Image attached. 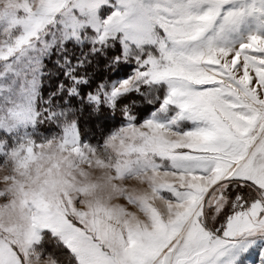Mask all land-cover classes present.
I'll return each instance as SVG.
<instances>
[{"label": "snow or ice", "instance_id": "snow-or-ice-1", "mask_svg": "<svg viewBox=\"0 0 264 264\" xmlns=\"http://www.w3.org/2000/svg\"><path fill=\"white\" fill-rule=\"evenodd\" d=\"M70 41L133 65L87 93L124 121L96 144L37 107ZM142 85L155 107L138 120L119 101ZM0 173V264L264 257V0H0Z\"/></svg>", "mask_w": 264, "mask_h": 264}, {"label": "rangeland", "instance_id": "rangeland-1", "mask_svg": "<svg viewBox=\"0 0 264 264\" xmlns=\"http://www.w3.org/2000/svg\"><path fill=\"white\" fill-rule=\"evenodd\" d=\"M92 48L93 44L90 41H85L82 44L70 41L65 45V51H53L49 57L44 59L43 75L41 77L42 86L40 88L42 101L37 102L38 108L45 107L49 111L55 113L57 117L61 113H67L71 118L74 117L73 119L76 120L75 117H77L78 110L76 107L78 102L82 99L92 102L87 98V93L91 90L85 89L81 91L80 85L84 84L85 81L88 82L89 79L92 78V80H95V84H99L100 81V84L104 86V90L110 91L119 81L127 79L131 74L133 65L119 63L118 66H115L109 63L110 58L119 52L118 45L115 48H107L97 52H93ZM87 55L95 57L91 65L86 60ZM100 61L105 68L100 67ZM95 69L96 72H94ZM63 82L70 85V87L66 89V93H64V89L61 88ZM53 85L58 86L57 91H52L49 94L48 92L47 94L43 92V89H47V87L52 89ZM160 92H163V88H160ZM150 94L149 86L142 85L139 92L129 94V98L124 102V104L130 106L132 114H134L138 120H142L154 110L155 106L146 102V96ZM133 101L136 103H132ZM101 103H103V101H101ZM85 116L86 118L83 119V129L85 128V133L81 131V139L92 144L102 142L104 136L118 129L124 123L123 120H121V124H119L116 119H114L113 126H111L107 122V116L104 117L106 123L105 121H101L100 118H93L88 110L85 111ZM100 117H102V115ZM50 122H54L51 128L46 126L43 127V124L37 125L38 130L42 132L45 137H50L53 134H59L61 132V127L57 119H53ZM45 246L49 251L57 248L53 242L47 243ZM245 264H264V257L261 256L260 246L253 248L248 253Z\"/></svg>", "mask_w": 264, "mask_h": 264}, {"label": "trees", "instance_id": "trees-1", "mask_svg": "<svg viewBox=\"0 0 264 264\" xmlns=\"http://www.w3.org/2000/svg\"><path fill=\"white\" fill-rule=\"evenodd\" d=\"M84 52V51H83ZM86 54H87V52H86ZM82 55H84V54H82ZM95 59V57L94 56H89V55H87V57H86V60H87V62L88 63H90V65H91V62H92V60H94ZM100 64H101V61L99 62ZM115 66H118L119 65V63H116V64H114ZM100 67H103V68H105V66H103L102 64H101V66ZM89 71H91V70H89ZM99 71V70H98ZM94 72H96V69H95V71ZM63 73V72H62ZM96 74V73H95ZM101 75V74H100ZM46 78V77H45ZM89 79V78H88ZM58 82V81H57ZM96 82H95V80H92V78L91 79H89V81L87 82V83H84V84H82V85H80L79 87H80V89H81V91H84L85 89H90L91 91H94V90H96L101 84H100V81H99V84L97 83V84H95ZM50 84V83H49ZM49 84H48V86H49ZM54 84V83H53ZM55 85V84H54ZM52 86V89H49L48 87H47V89H43V92L44 93H46L47 94V92H48V94L49 93H51L52 91H57L58 90V86ZM70 87V85L69 84H67V83H65V82H63V84H61V88L62 89H64V93H66V89H68ZM129 96L130 95H128V96H126V97H124V98H122L120 101H119V104H121V105H123L124 104V102L126 101V99H128L129 98ZM78 102V101H77ZM76 107V106H75ZM78 110H77V117H75L76 118V120L78 121V125H79V128H80V130L82 131V132H84L85 133V128L83 129V124H84V118H86V116H85V111L86 110H88L89 112H90V114H91V116L93 117V118H100L101 119V121H105L106 119L104 118L105 116H107L108 117V119H107V122L109 123V125H111V126H113V122H114V119H116V121L119 123V124H121L120 123V121L122 120V118H121V116H120V114H119V112H117L115 115H113V113H112V111L108 108V107H106L105 105H104V103H101V104H99V105H95V103H93V102H89V101H85V100H81V101H79L78 102V105H77V107H76ZM102 115V117H100ZM111 117V118H110ZM72 118H74V117H72ZM113 118V119H112ZM106 122V121H105ZM106 122V123H107ZM116 122V123H117ZM124 122V121H123ZM54 125V122L52 123V122H46V123H43V127H50L51 128V125Z\"/></svg>", "mask_w": 264, "mask_h": 264}, {"label": "clouds", "instance_id": "clouds-1", "mask_svg": "<svg viewBox=\"0 0 264 264\" xmlns=\"http://www.w3.org/2000/svg\"><path fill=\"white\" fill-rule=\"evenodd\" d=\"M0 175H2V173H0ZM38 253L40 258L36 260L34 264H57L56 257L52 253L42 248L38 250Z\"/></svg>", "mask_w": 264, "mask_h": 264}]
</instances>
